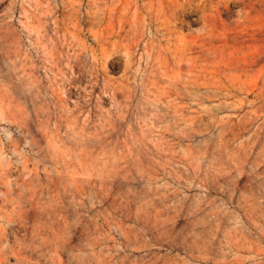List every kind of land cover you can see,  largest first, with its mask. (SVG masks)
<instances>
[{
  "label": "rangeland",
  "instance_id": "374dc122",
  "mask_svg": "<svg viewBox=\"0 0 264 264\" xmlns=\"http://www.w3.org/2000/svg\"><path fill=\"white\" fill-rule=\"evenodd\" d=\"M0 264H264V0H0Z\"/></svg>",
  "mask_w": 264,
  "mask_h": 264
}]
</instances>
